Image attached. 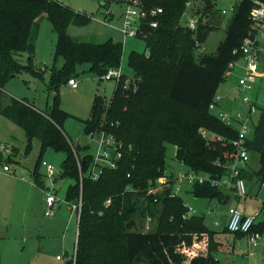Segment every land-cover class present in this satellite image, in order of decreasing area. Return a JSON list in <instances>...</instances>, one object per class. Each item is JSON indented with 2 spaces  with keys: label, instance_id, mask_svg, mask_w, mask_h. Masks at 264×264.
I'll return each instance as SVG.
<instances>
[{
  "label": "trees",
  "instance_id": "1",
  "mask_svg": "<svg viewBox=\"0 0 264 264\" xmlns=\"http://www.w3.org/2000/svg\"><path fill=\"white\" fill-rule=\"evenodd\" d=\"M140 1L145 9H163L157 28L143 23L145 35L141 39L147 52L129 54L134 78L122 75L109 101L96 94L85 122L86 135L94 137L103 131L122 144L116 169H104L98 180L90 178L87 172L93 154L81 156L64 132L71 117L62 107L60 89L66 84L64 80L76 78L77 67L83 64H90V71L101 79L108 70L121 67L124 51L123 43L113 39L95 44L73 38L68 33L70 25L83 27L93 19L84 11L60 0H0V115L21 127L29 143L40 141L34 175L41 189L45 187L38 173L47 150L66 156L60 178L75 181L65 194L69 203L80 197L77 158L85 163L76 253L67 264H219L217 255L226 248L216 240V231L209 229L204 216H187L189 208L174 192L172 177L163 185L157 182L167 177L168 144L176 148L175 159L196 174L208 175L211 181L230 174L227 167L233 162V141L239 129L223 122L209 106L227 78L229 64L242 58L241 47L250 31V12L256 0H239L216 53L198 58L200 46L216 29L209 18L216 16L217 0ZM195 1L203 4V11L196 12L201 14L198 28L191 31L181 25V20L187 4ZM43 15L57 35L48 86L54 97L46 112L27 98H14L4 91L6 84L22 73L45 79V72L35 65ZM23 54L27 56L25 62L20 59ZM59 59L64 60L61 68H57ZM246 146L252 149L251 139L247 138ZM12 152L8 162H13L11 157L17 148ZM240 177L262 187L264 152H260L259 169L247 172L243 168ZM211 181L193 184L191 194L223 202L225 191ZM136 217L157 220L156 229L141 230L142 222ZM260 220L251 233L261 236L264 219ZM226 233L231 232L226 229Z\"/></svg>",
  "mask_w": 264,
  "mask_h": 264
},
{
  "label": "rangeland",
  "instance_id": "2",
  "mask_svg": "<svg viewBox=\"0 0 264 264\" xmlns=\"http://www.w3.org/2000/svg\"><path fill=\"white\" fill-rule=\"evenodd\" d=\"M60 1L75 10L84 11L93 16L91 22L83 26L84 28L71 25L76 31L87 28L88 31L91 30V33L108 37L105 39L97 38L95 35L82 37L72 31L71 35L73 38L95 44L104 43L111 37L115 40H122L124 51L121 66L123 73L129 79H133L134 73L128 65L129 54L133 51L144 53L147 52V48L145 40L141 38H124L119 30L122 26L121 14L128 0ZM234 1L235 0H217L216 16L214 17V15H211L209 18L211 22L213 21L212 25H215L216 29L209 34L205 43L200 46V49L196 53L197 58L203 54L210 55L216 53L219 44L225 39L229 21L232 17V13L225 15L222 14V11L224 9L228 10ZM198 10H200V13L203 11V4L201 2L195 1L192 3L191 7H187V11L190 15H195L199 18L201 14L199 13V15H196ZM110 11L114 13V16L107 24V12ZM43 23L50 25L47 19H45ZM181 25L183 26V19L181 20ZM263 42L264 41H261L259 44V70L251 77V81L259 93V104L256 113L251 115V124H253L251 130L253 146L252 149L249 150L250 171H257L259 169L260 152H264V109L260 108L261 105L264 106ZM26 57L27 56L23 54L20 58L22 62H25ZM60 60L63 62V59ZM53 63L54 60L52 63L48 64V67L51 68ZM38 66L40 67V64H38ZM90 67V64H83L77 67L76 80L79 83L78 89L73 90L67 84L63 85L60 89L62 107L66 112L71 114V117L64 125V132L74 144L79 141L82 147H89L86 151L81 152V156L93 154L97 150L98 136L95 135V137L92 138L84 133L85 122L90 117L93 97L95 94H100L105 96L109 101L113 96L116 86V80L100 81L97 75L90 71ZM238 74L239 73H237V75ZM12 80L13 86L19 91L21 89V95H25L22 97H28L31 103L43 112L48 110L47 107L52 103L54 97V93L49 91L48 87L49 75H47L44 80H40L28 73H22ZM225 93H228V77L225 78V81L220 85L217 93L218 96H223L221 104H225V101L228 100ZM250 93L251 91H249V94ZM242 97L241 93H239V98L241 99ZM246 106L243 105V108L240 109L243 116H247L249 113V108L247 109ZM220 109L223 110L222 108ZM223 111L228 112V110ZM0 147L6 149L2 151V158L0 159V224H5L4 227L6 226L4 228V233H6L0 240V264H57L56 262L58 261L56 257L58 255L64 257L65 254L61 251V247L59 246L54 247V249L53 247L48 248V240L43 229L51 233V236L53 235L52 233H54V235L57 233L58 235L59 229L64 230L65 224H62L60 228L52 232L51 230L54 231L56 226L51 229L49 223H52L50 220L56 219L57 215L52 218L45 217V219L43 217L44 215H40L32 210L29 211L26 207L27 198H36L38 200L37 196L39 197L44 193L39 185H37L35 181L36 176L34 175V170L40 155L41 143L37 139L29 143L21 127L0 115ZM11 148H17V152L11 157L13 162H8V151L10 152ZM175 150L173 145H167L168 168L166 176L167 178L172 177L176 194L184 199L189 208L196 210L197 213L194 215H202L205 217L209 229L216 231V240H220L225 245L226 250L217 255L219 264H264V233H262L258 239L256 247L246 246L248 245L247 236L235 238L231 233H225V225L228 219L226 216L227 211L233 206H239L241 209H247L249 213L245 212L247 215H250L252 212V215L258 213L264 205V188L260 187L255 182L246 183L248 192L247 199L236 198L237 196L234 192L226 189L225 193L229 194V202L227 204H223L218 200L195 198L190 193L194 186L193 184L186 181L181 182L179 185L177 184L178 178L188 173L190 170L175 159ZM65 157L64 153L49 149L46 151L42 161H46L53 165L56 169V174H58L61 171ZM5 165H8L15 174L5 173L3 171ZM38 174V176L42 178L41 180L45 190L56 194L62 201L65 199L68 187L75 183L74 180L69 178H60L57 176L48 178L45 167L41 166ZM199 175L202 176V174ZM203 176L207 177L205 174H203ZM258 191L260 192L258 193ZM136 218L137 222H142L141 230L143 231L154 230L157 227V220L140 217ZM260 218L264 219V215L260 216L259 219ZM28 219H31L30 222L34 221L33 223H35V225H33L34 227L30 229L26 227L29 222ZM214 222H218L220 225L215 227ZM41 227L44 228L41 229ZM41 231L42 233L39 234ZM23 239L26 240V242H24ZM224 256L228 258L227 261H224Z\"/></svg>",
  "mask_w": 264,
  "mask_h": 264
},
{
  "label": "built area",
  "instance_id": "3",
  "mask_svg": "<svg viewBox=\"0 0 264 264\" xmlns=\"http://www.w3.org/2000/svg\"><path fill=\"white\" fill-rule=\"evenodd\" d=\"M239 0H235L230 8L224 9L222 14H229L235 12L236 3ZM193 2H189L187 7H191ZM123 13L121 14L122 26L119 29L123 34L124 38H141L144 37L143 23L147 22L151 28H157L158 18L163 14L162 8H150L145 9L143 3L140 0H128ZM114 16L113 12H107L106 23L112 20ZM151 19V21H150ZM183 26L191 31H196L198 28L199 18L195 15H190L187 12L183 15ZM251 27L248 35L243 41L241 51L242 58L239 61L231 62L226 71V76H230L239 69L242 75L238 79V86L243 94L242 102L248 106L249 113L247 116H243L240 111L228 113L220 109L222 98L216 95L214 101L210 104L209 110L214 112L223 122L228 125L239 124L238 138L233 141V145L236 150L233 155V162L227 167L230 174L218 180L211 181L210 177H204L203 174L200 176L192 171L181 175L178 178V185L181 182H189L191 184H204L205 182L211 181V183L222 190H231L235 193L238 198H246L248 196L246 181L240 177V171L243 169L249 161V150L246 146V140L250 133V121L251 115L256 113L258 110V104L256 101L248 95L249 91H252L254 84L251 81V77L257 73L259 63V44L264 41V2L258 0L254 1V7L250 12ZM122 72L119 69H110L108 72L101 77L102 80H116L119 81ZM73 90L78 89L79 83L76 78H71L67 82ZM204 137L208 136V133L202 130ZM97 150L93 153V162L91 163L87 175L93 180H98L104 169H116L118 162L122 155L120 149L122 144L117 142L115 137L107 135L105 132L97 133ZM95 137V136H94ZM92 137V138H94ZM76 151V150H75ZM84 162L80 158H77V165L80 172V197L74 203H69L72 212L77 217V229L79 233V223L81 219L82 207H83V196H82V181H83V165ZM85 164V163H84ZM41 167H45L47 171V177L53 178L58 177L56 169L53 165L46 161L41 162ZM4 171L12 173L10 167L5 165ZM86 175V174H85ZM167 182V177L158 179V184L163 185ZM264 188V184L262 185ZM175 192V191H174ZM176 193V192H175ZM61 199L51 192L46 193L45 199V216L52 218L55 217ZM110 201H108V204ZM189 208V207H188ZM196 210L189 208L187 216L194 215ZM264 215V205L262 209L251 216H246L236 207L229 209V220L227 229L229 232L243 233L248 237V246L256 247L260 235L258 233H251L253 226L258 222L260 216ZM217 222L214 226H218ZM61 259V257H58Z\"/></svg>",
  "mask_w": 264,
  "mask_h": 264
},
{
  "label": "crops",
  "instance_id": "4",
  "mask_svg": "<svg viewBox=\"0 0 264 264\" xmlns=\"http://www.w3.org/2000/svg\"><path fill=\"white\" fill-rule=\"evenodd\" d=\"M45 19H46V15H43L40 18V21H39V34H38V38H37V41H36L35 65H36V67L38 69H40L43 72H45V77H46L47 75L50 74V68L48 67V64L52 63V61L54 60L57 37H56V35H55L54 31H53V27H52L51 23H50L51 26L48 25L47 23H43L45 21ZM72 31L76 32L77 34H79L82 37L83 36H87V35H91V36L95 35V36H97V38H103V39L108 38V37L102 36L100 34L91 33V30L88 31L87 28L83 29L81 31L77 30L78 31L77 32L75 30V28H73V26L70 25L68 27V33L71 35ZM110 39H113L115 42H121L122 41V40H115L113 37H111ZM49 52H50V55H49ZM38 64H40V67L38 66ZM63 64H64V60H63V62H61V60L59 59L58 62H57V68H61L63 66ZM259 67H260V65L258 64V70H259ZM120 70H121L122 74L125 75L123 73L122 66L120 67ZM76 72H77V70H76ZM237 73H239V74L237 75ZM241 75H242V72L239 69H237L235 72H233V74L228 76V93H225L226 94V98H228V100L225 101V104H221L222 107L220 106V108H222L223 110H228V113L241 111L240 109L243 108V105L246 106L242 102V98L241 99L239 98V93H241V95L243 96V94H242V92H241V90H240V88L238 86V79H239V77ZM98 78H99V80H101L100 77H98ZM12 81L13 80H11L10 82H8L6 84L5 89H4L5 93L8 96H11V97H14V98H18V99L27 98L29 100L28 97H22V96H25V95H21L22 94L21 89H20V91L17 90V88L15 86H13ZM236 95H238V96H236ZM248 95L252 98V100L256 101V103L259 104V102H258L259 93H258V90L255 88V86H254L253 90L251 91V93L250 94L248 93ZM93 99H94V97H93ZM29 102L31 103L30 100H29ZM92 103H93V100H92ZM50 106H51V103L47 107L48 110H49ZM246 108L248 109L247 106H246ZM260 108L264 109V106L261 105ZM251 123H252V120L250 121V125H249L250 133L248 135V138L251 139L252 146H253V138L251 136V130H252L253 124H251ZM231 125H233V124H231ZM234 125L239 129V127H240L239 124H234ZM253 129H254V127H253ZM5 150L6 149H2L0 147V153L1 154H2V151H5ZM12 150H13V148H11L10 152L8 151V155L9 156L12 154ZM175 152H176V150H175ZM249 162H250V155H249V161L247 162V165L244 167V169L247 172H255V171H250L249 170L251 168ZM3 171H4V169H3ZM4 172L8 173V174H13V175L15 174V172H12V173H9V172H6V171H4ZM246 183H248V182H246ZM41 190L44 193L41 192L42 195H40L39 197L37 196L38 200L36 198L35 199L34 198L33 199L27 198L26 207H27V209L29 211L32 210L33 212L39 213L40 215H44L43 217L45 218L46 217L45 216V199H46L45 195H46L47 191L45 189H41ZM259 192L260 191H258V193ZM190 193H191V191H190ZM225 194H226V199L222 202L223 204H227L229 202V194H227V193H225ZM247 197L244 198V199H247ZM236 198H238V197H236ZM239 199H241V198H239ZM233 207L238 208L246 216H250L253 213L252 212L250 215H247L246 214V213H248L247 209H245V208L241 209L239 206H233ZM29 211H28V213H29ZM56 215H55L56 219L50 220L52 223H49L51 229H52V227L56 226L55 230L54 231L51 230V231L55 232L56 229H58V228H60L62 226V224H65L64 225V230L59 229V234L58 235H57V233H56V235H54V233H52L53 235L51 236V233H49V232H47L46 230L43 229L44 227H41V229H43V231H44V233L46 235V238L48 240L47 241L48 242V245H47L48 248L53 247V249H54V247L59 246V247H61L60 248L61 251L65 254L64 255L65 258L61 257V259H58V257H60V255H58L56 257L58 262H56V263L57 264L58 263L59 264H67V262H69L70 260L75 258L77 240H78V234H79L78 233V229H77V217L72 212V210H71V208L69 206V203H67V201L65 199H64V201L61 200ZM226 216L228 218L227 219V224H228L229 211H227V215ZM30 220L31 219H28L29 222L27 223V226H26L28 229L34 227L33 225H35V223H33L34 221L30 222ZM227 224L225 225V231L227 229ZM4 225L0 224V240L3 238L4 234L6 233V232L4 233V228L6 227V226L4 227ZM215 227H217V226H215ZM26 232H28V231H26ZM41 233H42V231L39 234H41ZM232 235H234V234H232ZM23 241L26 242V240H24V239H23ZM246 246H248V245H246ZM41 253H43V252H41ZM223 259H224V261L228 260V258L225 257V256L223 257Z\"/></svg>",
  "mask_w": 264,
  "mask_h": 264
},
{
  "label": "water",
  "instance_id": "5",
  "mask_svg": "<svg viewBox=\"0 0 264 264\" xmlns=\"http://www.w3.org/2000/svg\"><path fill=\"white\" fill-rule=\"evenodd\" d=\"M68 81H69V78H66V79L64 80L65 83H67ZM74 145H75V147H76V151H77V152H82V151H83L82 146H81V144H80L79 141H78L76 144H74ZM83 165H84V163H83ZM62 173H63V171L61 170V171L58 173V177H61Z\"/></svg>",
  "mask_w": 264,
  "mask_h": 264
}]
</instances>
